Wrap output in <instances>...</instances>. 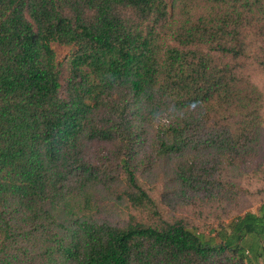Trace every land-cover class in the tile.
I'll return each instance as SVG.
<instances>
[{
  "label": "trees",
  "instance_id": "16d2710c",
  "mask_svg": "<svg viewBox=\"0 0 264 264\" xmlns=\"http://www.w3.org/2000/svg\"><path fill=\"white\" fill-rule=\"evenodd\" d=\"M263 146L264 0H0V264H264Z\"/></svg>",
  "mask_w": 264,
  "mask_h": 264
},
{
  "label": "rangeland",
  "instance_id": "374dc122",
  "mask_svg": "<svg viewBox=\"0 0 264 264\" xmlns=\"http://www.w3.org/2000/svg\"><path fill=\"white\" fill-rule=\"evenodd\" d=\"M166 2L169 3L170 0H166ZM50 47L54 52V57H55L56 62L62 61L64 58H66L73 51L72 46L64 45V44H58L56 42H50ZM260 152H261V155H260L261 163L264 166V146L262 147ZM228 176H229V173H228ZM253 187H256L259 189H264V183H262L260 185L255 184V185H253ZM260 202H264V190H261L258 193V195L255 197V199L253 201V204L248 209L251 211H255ZM108 219L112 220V219H114V217L109 216Z\"/></svg>",
  "mask_w": 264,
  "mask_h": 264
}]
</instances>
